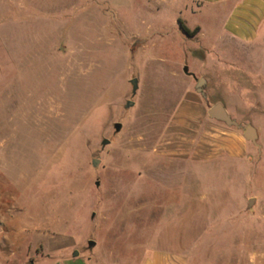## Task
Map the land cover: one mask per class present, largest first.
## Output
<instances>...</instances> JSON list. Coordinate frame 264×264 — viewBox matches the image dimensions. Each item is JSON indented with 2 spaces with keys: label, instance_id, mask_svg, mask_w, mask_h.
Wrapping results in <instances>:
<instances>
[{
  "label": "rangeland",
  "instance_id": "374dc122",
  "mask_svg": "<svg viewBox=\"0 0 264 264\" xmlns=\"http://www.w3.org/2000/svg\"><path fill=\"white\" fill-rule=\"evenodd\" d=\"M211 13L181 0H0V264H139L158 246L188 264H225L242 246L244 262H264V52L217 38ZM188 93L204 117L180 131ZM218 103L259 149L234 130L244 157L212 155ZM195 199L207 225L191 220ZM205 225L226 233L194 244Z\"/></svg>",
  "mask_w": 264,
  "mask_h": 264
},
{
  "label": "crops",
  "instance_id": "0c3cea01",
  "mask_svg": "<svg viewBox=\"0 0 264 264\" xmlns=\"http://www.w3.org/2000/svg\"><path fill=\"white\" fill-rule=\"evenodd\" d=\"M181 1L184 2L185 7H189L193 5L196 6L197 9L206 8L211 10L212 13L209 14V18L210 17L214 18L216 16L220 17V26L217 33V38L218 37L227 38L228 40L233 41L246 49L248 48L258 52L260 51L264 52V0H181ZM184 26L189 31H193L194 29L198 28V33L196 35L202 34V30L198 24L191 26L188 25H184ZM189 96H191V98L188 99L185 98L182 104L179 105L180 120L177 121L176 124L180 129V131L184 130L183 129L184 127L186 129V127L188 126L189 127L193 126L194 129H196L198 125H201V121L203 120L204 117L201 104L196 99V96L192 94H190ZM214 105L215 104H212L210 108ZM183 112L184 114H186L185 112H187L185 117L182 114ZM209 119L217 124L219 123L222 124V126L224 127L223 129L221 130L219 129L220 131H218V133L221 136V139L224 140V142L223 141L221 142L223 146L216 148L215 154L212 155H216L215 157H218L221 154H226L228 157L235 159H241L242 157H244L245 152L243 145L241 144L235 145L234 143L233 145L229 144V142H234V139L237 137V134L236 132H234V130L239 131V129L235 127H227L221 122H218L211 118ZM256 136H257V132H256ZM256 148L259 149L260 147L256 146ZM188 203H190V206L193 207V209H195V213L191 217V220L195 221L198 219H204L205 224L207 225L206 214L203 212L202 207L200 206L198 207V204L202 205L203 202L201 200L195 199ZM241 216H242L241 219H243L244 211ZM178 218H181V215H178ZM206 225L199 233L200 235L197 234L196 239L192 241L194 242V244L202 243L205 237H209L211 240L212 236H215V234H219V237L222 238V236L225 235L226 233L224 228H222L224 227L222 225L216 227L215 230L212 228L209 229V227L207 228ZM243 248L244 247L242 246V250H241L242 252L240 258H238L239 255L238 250L234 248L233 251H237L236 254L229 253L226 256L225 264H264V262H244ZM183 250L184 249H181V247L179 248V250L176 249L172 250L165 246H158L157 248L152 249V253L147 257H145L139 264H188V260H187L188 257L183 252ZM235 257H236V261L234 259ZM221 260L223 262L224 259L221 258ZM66 262L71 263L69 261Z\"/></svg>",
  "mask_w": 264,
  "mask_h": 264
},
{
  "label": "water",
  "instance_id": "95a60500",
  "mask_svg": "<svg viewBox=\"0 0 264 264\" xmlns=\"http://www.w3.org/2000/svg\"><path fill=\"white\" fill-rule=\"evenodd\" d=\"M184 72L187 73L186 68L184 69ZM202 83H203V81H201L198 84V87H200ZM130 84L132 85V93L134 94L135 91H136V89H137V81L135 79H133V80L130 81ZM198 91L200 93H202L201 90H200V88H198ZM132 105H133L132 102H127V104H126L125 107L126 108H130V107H132ZM207 115H208L209 118H211L213 120H216L218 122H221V123H223L227 127H235V128H237L239 130H242V127L240 125H238L234 120H232L230 118V116L224 110L223 106L221 104H219V103L218 104H215L214 106H212L211 108H209V110L207 112ZM113 128H114V131L117 133V132L120 131L121 126H120V124H117L116 123V124H114ZM243 137L248 142H251L252 144H254L255 146H257L256 145L257 136H256V132H255V130H254L253 127L247 126L245 129H243ZM108 144H109V141L108 140H103L101 142V146L102 147H105ZM91 165H92L93 168H97V166L99 165V160L93 159L91 161ZM95 186L98 187V182L95 183ZM88 247L89 248H92V247H94V244L93 243H89L88 244ZM75 256H77V254H75Z\"/></svg>",
  "mask_w": 264,
  "mask_h": 264
},
{
  "label": "trees",
  "instance_id": "16d2710c",
  "mask_svg": "<svg viewBox=\"0 0 264 264\" xmlns=\"http://www.w3.org/2000/svg\"><path fill=\"white\" fill-rule=\"evenodd\" d=\"M180 30L188 37H192L198 33V28L193 31H189L182 23L179 22Z\"/></svg>",
  "mask_w": 264,
  "mask_h": 264
}]
</instances>
